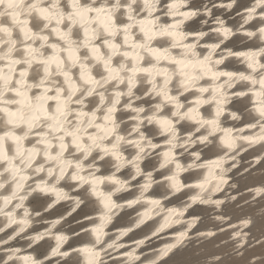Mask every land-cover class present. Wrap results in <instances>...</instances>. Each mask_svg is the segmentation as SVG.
Wrapping results in <instances>:
<instances>
[{
  "label": "snow or ice",
  "instance_id": "snow-or-ice-1",
  "mask_svg": "<svg viewBox=\"0 0 264 264\" xmlns=\"http://www.w3.org/2000/svg\"><path fill=\"white\" fill-rule=\"evenodd\" d=\"M0 264H264V0H0Z\"/></svg>",
  "mask_w": 264,
  "mask_h": 264
}]
</instances>
